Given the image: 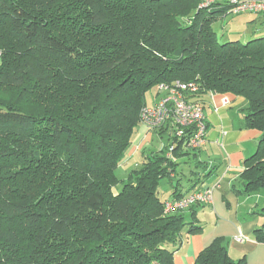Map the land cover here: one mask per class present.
Returning a JSON list of instances; mask_svg holds the SVG:
<instances>
[{"label":"trees","instance_id":"trees-1","mask_svg":"<svg viewBox=\"0 0 264 264\" xmlns=\"http://www.w3.org/2000/svg\"><path fill=\"white\" fill-rule=\"evenodd\" d=\"M200 5L0 0V264H174L183 238L203 232L202 205L165 214L166 202L214 173L197 162L188 188L177 178L178 161L198 154L188 149L191 130L182 138L155 130L167 135L165 148L144 151L125 181L116 176L146 95L160 87L197 84L190 103L244 98V128L262 136L238 193L264 191V37L222 44L214 24L235 15L232 7ZM163 179L171 200L158 194ZM254 215L262 218L254 239L264 244V207ZM195 264L246 258L233 260L216 238Z\"/></svg>","mask_w":264,"mask_h":264},{"label":"crops","instance_id":"crops-1","mask_svg":"<svg viewBox=\"0 0 264 264\" xmlns=\"http://www.w3.org/2000/svg\"><path fill=\"white\" fill-rule=\"evenodd\" d=\"M155 92L154 102L147 105L149 107L158 103L165 95L160 90ZM200 100L208 126L207 144L197 151L195 158L186 157L178 161L181 165L178 167L180 175L177 178L182 179L184 186L188 188L189 184L185 181L190 180L197 162L206 164L209 170L214 168V173L195 189L219 186L213 192L212 203L198 207L197 213V219L203 212L214 225L203 235L184 237L180 250L174 255V264H195L199 254L216 238H227L228 253L233 260L245 257L246 264H264V244H259L254 239V231L262 225V218L254 213L264 207V191L245 198L238 193L243 189L240 180L244 170L243 163L256 153L262 133L244 128V98L229 94H206ZM145 128V131H150ZM140 134L145 133L140 131ZM165 146L160 142L153 147H145L140 153L141 160L144 151H159ZM241 205L246 206V213L250 218L242 219L239 212ZM239 236H242L243 242L237 240Z\"/></svg>","mask_w":264,"mask_h":264},{"label":"built area","instance_id":"built-area-1","mask_svg":"<svg viewBox=\"0 0 264 264\" xmlns=\"http://www.w3.org/2000/svg\"><path fill=\"white\" fill-rule=\"evenodd\" d=\"M216 5L232 7L235 15L251 13L264 21V0H201V8H211ZM165 91L158 103L146 106L141 112V124L150 131L169 127L171 133L182 138L187 130L192 131V138L188 144L191 151L202 150L207 144L208 126L204 107L200 103H190L187 95H195L199 92V86L195 83L180 84L172 87H160ZM174 147H169L168 158H172ZM219 186L205 187L199 191L190 193L187 197L178 201H168L165 205V214H174L188 210L194 205H208L212 203L213 192ZM243 242L242 236L237 238Z\"/></svg>","mask_w":264,"mask_h":264},{"label":"rangeland","instance_id":"rangeland-1","mask_svg":"<svg viewBox=\"0 0 264 264\" xmlns=\"http://www.w3.org/2000/svg\"><path fill=\"white\" fill-rule=\"evenodd\" d=\"M258 18L256 15L251 13H244L239 15H228L222 20L214 24V30L218 35L220 43H227L229 41H239L243 44L249 41L264 37V21ZM256 19V20H255ZM255 20V21H254ZM155 90H152L146 95V104L152 105L155 97ZM165 94V91H164ZM144 125H140L137 129V133L134 136L133 143L129 149L125 161L116 170V176L120 181H125L129 172L132 169L138 168L141 165V151L145 147H153L157 143L165 144L168 140L167 135L160 138V135L155 131H145ZM140 131L145 134H140ZM147 132V133H146ZM149 145V146H148ZM152 149L146 150L150 151ZM156 151V150H155ZM138 152V153H137ZM137 153V154H136ZM123 183H120L116 188V191L122 189ZM237 189V188H235ZM238 190V189H237ZM172 186L168 179H163L160 183L158 194L162 200H168L172 195ZM234 192H237L236 190ZM258 193L242 194L241 197L245 198ZM240 195V194H239ZM206 210V209H205ZM239 212L242 214V219H248L246 213V206L241 205ZM198 221L203 227V232L199 235H203L205 231H209L213 228L214 222L211 221L210 217L201 212L198 215ZM228 248L229 242L227 238H224ZM243 256V255H242ZM237 261V260H235Z\"/></svg>","mask_w":264,"mask_h":264}]
</instances>
